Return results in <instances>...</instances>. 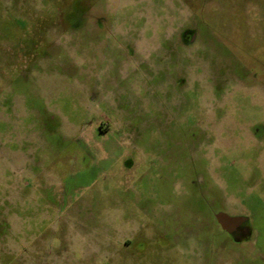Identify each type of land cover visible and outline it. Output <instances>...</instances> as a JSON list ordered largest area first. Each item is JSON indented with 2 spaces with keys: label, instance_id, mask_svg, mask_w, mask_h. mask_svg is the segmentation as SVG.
I'll return each instance as SVG.
<instances>
[{
  "label": "rangeland",
  "instance_id": "obj_1",
  "mask_svg": "<svg viewBox=\"0 0 264 264\" xmlns=\"http://www.w3.org/2000/svg\"><path fill=\"white\" fill-rule=\"evenodd\" d=\"M249 126L264 0H0V264H264Z\"/></svg>",
  "mask_w": 264,
  "mask_h": 264
},
{
  "label": "water",
  "instance_id": "obj_2",
  "mask_svg": "<svg viewBox=\"0 0 264 264\" xmlns=\"http://www.w3.org/2000/svg\"><path fill=\"white\" fill-rule=\"evenodd\" d=\"M193 39V33L189 41ZM214 218L216 222L220 225L221 229L228 234H232L236 228L246 222L248 218L244 215H229L224 211H217L214 213ZM246 233V231H244ZM237 236L235 240H239Z\"/></svg>",
  "mask_w": 264,
  "mask_h": 264
},
{
  "label": "flooded vegetation",
  "instance_id": "obj_3",
  "mask_svg": "<svg viewBox=\"0 0 264 264\" xmlns=\"http://www.w3.org/2000/svg\"><path fill=\"white\" fill-rule=\"evenodd\" d=\"M254 125H256V123H255V124L252 123V127L255 128ZM254 128L251 130V128H250V126H249L250 133L252 134V137H253V138L250 139V140H254V139H255V141L257 142L256 145H258V143H259V145H260V144L263 143L262 141L264 140V128H263V130H262V135H261V133L258 134L257 131H256ZM256 134H258V135H256ZM216 223H217V222H216ZM217 225L219 226V228H221L220 225H219L218 223H217ZM247 230H248V226H247V224H246V223H245V224H241V225H239V226L236 228V230H235L232 234H229V235H230V237L233 238L234 241H237V240H235V238H236L237 236H238L239 238H240V237H244V238L247 237V233H244V231L247 232ZM238 241H243V239L238 240Z\"/></svg>",
  "mask_w": 264,
  "mask_h": 264
}]
</instances>
